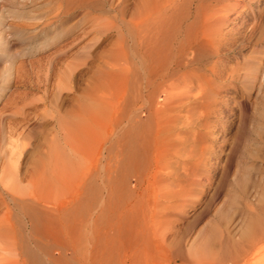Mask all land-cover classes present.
<instances>
[{
	"label": "rangeland",
	"instance_id": "374dc122",
	"mask_svg": "<svg viewBox=\"0 0 264 264\" xmlns=\"http://www.w3.org/2000/svg\"><path fill=\"white\" fill-rule=\"evenodd\" d=\"M58 3L62 7L56 9ZM195 3L222 17L225 43L204 59L217 62L221 70L214 77L193 66L202 76L201 87L194 84L202 89H197L200 103L190 116L194 121L178 138L161 143L166 153L171 142L180 143L178 148L183 144L190 153L178 159L190 154V164L186 170L175 163L165 170L179 175L173 184L178 183L174 191L180 193L172 199L174 209L164 210L168 213L156 226L162 235L148 242L144 238L138 251L151 257L152 264L183 263L187 256L182 240L198 243L215 225L216 233L207 241L212 248L208 263L245 264L247 250L253 249L250 264H264V0ZM143 5V0H0V46L8 45L9 53L0 50V165L10 153L9 131L23 134V144L16 148L19 185L14 193L0 185V264H78L79 256L71 254L76 229H84L100 209L111 205L112 149L116 144L125 147L130 110L145 117L140 96L148 91L157 106L164 103L156 87L160 79L151 76L148 90L144 87ZM237 31L241 34L232 38ZM129 68L137 75L135 96L129 95ZM87 106L99 108V123L73 127L78 137L76 152H71L74 167L60 178L38 179L41 162L55 149L65 148L69 154L71 144L62 138L72 129L67 120L75 115L88 118L82 114ZM182 125L175 126V133ZM162 160L145 159L143 182L130 177L119 205L128 201L131 189L139 194L142 208L148 201H160V193L170 185L159 166L175 158L170 154ZM30 207L50 216L58 211L61 227L30 220L25 214ZM171 239L177 247H171Z\"/></svg>",
	"mask_w": 264,
	"mask_h": 264
},
{
	"label": "bare ground",
	"instance_id": "6f19581e",
	"mask_svg": "<svg viewBox=\"0 0 264 264\" xmlns=\"http://www.w3.org/2000/svg\"><path fill=\"white\" fill-rule=\"evenodd\" d=\"M143 1L144 53L143 63L142 61H140V63H142L141 67L145 80L144 87L148 90L151 76L155 79H160L161 81L157 83L156 87L162 90L164 94V103L157 106L156 103H154L153 96L148 91L146 94L144 93L145 95L140 96L141 104L144 105L147 110V114H144L145 117L142 119L138 116L135 112L136 109L130 110L129 119H127L128 125L124 130L125 147L116 144V147L112 149V171H110L109 180L113 188L109 199L113 201L111 205H107L100 209L94 222L85 225L82 230H80V228L79 230L78 228L76 229V233L78 232L76 234L78 235V239L77 237L75 238L77 241L75 248L73 247L75 244H72L73 246L71 245V254L79 256L77 258L78 264L154 263L151 257L143 256L139 253V243L141 242L140 244L143 245L144 243L142 241L144 238H146L144 241L148 242L162 235L156 226L160 222V218L167 215L168 212L164 213V210L174 209L175 205H173L174 201L172 199L177 197L179 195L178 193H180L178 189L174 191V186H177L178 183L173 184V178L177 181L179 175L175 174L173 171L167 172L165 170L167 168L169 169L170 165L174 163L177 164L179 168L181 167L183 170H186V166L190 164V154L186 155L183 159H178L184 155V152L187 151L190 153L189 150H185L183 144L182 147L178 148L177 146L180 143L176 144L171 142V147H169L171 149H169L170 153H166L164 149L161 148V143L163 144L162 140L167 138H178L180 133L185 132V126L191 125L194 121L190 120V116L193 115L197 104L200 103L197 102L196 95L199 92L197 89H201L199 88L201 84L199 85L198 82L200 83L199 80L202 76L201 73H196L195 70L197 69L193 66L196 65L197 68L202 67L211 75H214V77L219 76L218 71L221 70L216 68L217 62L204 63L205 57L216 55L225 43L224 34L220 27L222 17L219 16L216 11L210 10L211 13H208L202 3H195L197 0ZM61 7L60 3L55 5L56 9ZM1 17L0 15V18ZM240 34L241 32L237 31V35L235 33L236 36L234 35L232 38H236ZM1 40L2 37L0 36V42ZM41 44L46 43L44 42ZM0 50L3 51L4 55L8 56V45L4 44V46H0ZM128 70L129 95L135 96L136 87L134 86L133 80L135 79V74H133L134 70H130V68ZM194 84L199 86L194 87ZM194 89H196L195 92L193 91ZM132 98L131 96L129 103L132 102ZM130 105H132V103ZM83 110L84 113L82 114L89 115L88 118L82 120L79 115H75L71 120H67V122L71 123L72 129H68V131L63 134L62 138L65 143L69 142L71 144L68 145L70 146L69 154L65 148L55 149L46 163L45 160L41 162V167H39L37 171L39 174L38 179L44 180L50 175L51 178H60L63 173L68 172V169L74 167V157L71 155V152H76L74 145L78 137L73 127H78L82 123L88 125L99 123L97 118V110H99V108L96 110L91 106H87V108ZM19 113L24 115V119H27V116H29L24 111ZM3 114L4 110L2 109L0 110V118ZM182 114H184V116H182ZM183 117L185 121H181ZM61 119L62 118H60V120ZM60 123L63 124L65 122L61 121ZM173 123L176 125L181 123L183 124V128L180 129L178 127L180 130L178 133H175L176 125L174 126ZM1 124L0 119V126ZM22 137L23 134L20 130L16 129L14 132H12V130L9 131L7 143L10 146V153L6 163L0 165V185L9 193H14L19 185L17 175L19 154H16V148L20 144H23V142L19 143ZM170 154L175 160L171 163H163L159 166L161 174L167 179L165 180L170 185L167 191L160 193V201L154 203L155 201L150 202L146 199V201H148L147 206H149L146 209L142 208L138 206V201L140 200V198H138L139 194H136V189H131L129 190V196L126 194V196H128V201L119 205L120 201L124 200V192H122L123 185L126 181H129L130 177H134L136 183L143 182V170L146 167L145 159L147 160L148 156H150L151 160H154L156 163H161L163 161L162 159H164L166 155L169 157ZM163 198L165 202L161 200ZM10 200H14L13 197H11ZM125 204H127L126 207H124ZM53 209L56 210L57 208L55 207ZM25 210V214L30 220L35 218L42 226L47 225L44 221L49 220L52 221V223L57 222L59 224L58 227H61L62 217L57 213L58 211L56 213L52 212L53 214L50 216L47 211L37 208L31 209L30 207ZM103 219L113 220V222L111 224L104 223ZM213 226L215 225L210 226L209 234H206L198 243L194 241L188 244L185 240H182L181 245L186 246L184 252L187 256L183 263L169 261L167 264H211L208 263L210 262L208 258L210 257L212 248H210L211 243L207 241L208 237L216 233L214 232L216 228L214 227L213 229ZM72 229H75V226H73L71 230ZM58 230L59 228L57 231ZM89 233H92L93 236L89 237ZM250 237L251 241H253L252 236ZM251 241L249 245H251ZM72 242L75 243V241ZM168 243L171 247H177L173 239ZM208 246L210 247L208 248ZM249 247H252V245ZM252 250L253 249H251V251ZM91 251H93V254L89 253ZM251 251L247 250L248 255L246 254L247 256L244 258L245 264H250L252 260L253 253ZM212 253H214V251ZM214 254L211 255V257L214 256ZM74 258L76 259V257ZM93 259L94 262L92 261ZM9 264H12V262Z\"/></svg>",
	"mask_w": 264,
	"mask_h": 264
}]
</instances>
